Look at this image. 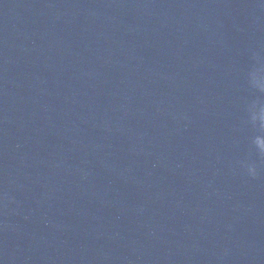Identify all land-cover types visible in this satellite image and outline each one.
<instances>
[{
	"label": "water",
	"instance_id": "95a60500",
	"mask_svg": "<svg viewBox=\"0 0 264 264\" xmlns=\"http://www.w3.org/2000/svg\"><path fill=\"white\" fill-rule=\"evenodd\" d=\"M0 264H264V181L191 0H0Z\"/></svg>",
	"mask_w": 264,
	"mask_h": 264
}]
</instances>
